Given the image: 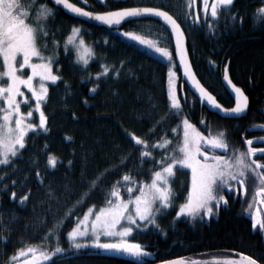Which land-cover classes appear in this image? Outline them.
I'll list each match as a JSON object with an SVG mask.
<instances>
[{
    "label": "trees",
    "instance_id": "1",
    "mask_svg": "<svg viewBox=\"0 0 264 264\" xmlns=\"http://www.w3.org/2000/svg\"><path fill=\"white\" fill-rule=\"evenodd\" d=\"M41 2L44 0H36ZM72 2L94 12L130 6L160 7L168 11L186 35L190 61L200 82L223 107L231 108L233 99L222 84L227 65L232 82L249 99V111L242 119H223L201 107L181 79L170 34L159 21H130L120 29L140 32L160 46L168 47L171 61L160 60L128 42L119 29L93 26L56 8L47 25V48L42 47L45 56H54L53 71L61 77L50 85L47 101L42 106L48 132L30 130L24 149L13 161L15 168L0 166V172L6 173L0 183V264H11L10 257L18 249L51 248L57 237L67 249V231L90 205L96 208L103 205L104 193L113 182L126 172L137 181L150 180L154 160L146 158L140 165V149L133 146L127 132L147 139L149 145L161 137L176 145L182 139L181 120L186 116L205 136L223 130L228 149H243L245 139L264 136V128L259 127L264 125V22L255 18L264 0H234L229 12H221L215 20L207 17L214 25L213 30H209L203 17L200 23H193V18L186 19L187 12L193 14L192 7L186 6L187 0ZM48 3L51 4L49 0ZM230 12L236 13L235 19L230 17ZM73 25H79L80 35L94 53L87 65L77 64L71 48L67 52L64 49ZM53 40L59 42L58 48L53 46ZM101 65L109 66V73L97 78L95 73L102 72ZM169 68L176 75L181 104L179 117L169 107ZM114 71L118 74L114 75ZM94 84L95 91H89ZM173 128H178V132H172ZM65 136L72 139L66 140ZM258 147L264 148V145ZM149 150L155 158H160L164 151ZM49 152L59 157L55 167L46 166ZM216 153L227 155L228 152ZM125 155L127 160L120 163ZM253 157L264 161L262 153ZM37 168L42 183L35 176ZM98 173L104 174L96 188L89 190V182ZM175 173L171 180L172 202L168 209L156 215L159 228L153 225L129 238L143 245L150 255L137 258L81 249L65 258L54 259L52 264H156L177 257L189 259L204 254L241 252L264 264V234L252 227L251 218L245 212L248 185L253 182L250 179L246 182L244 195L225 189L223 195L228 203L221 202L219 210L208 219L188 220L177 217L176 211L186 197L191 176L185 169H177ZM12 180L16 181L15 186ZM119 187L122 198L127 199L123 185ZM29 189V198L20 203L19 196ZM13 190L17 193L15 198L10 196ZM138 191V187L134 188L133 195ZM82 193H87L86 198L73 207ZM49 228L54 233H49Z\"/></svg>",
    "mask_w": 264,
    "mask_h": 264
},
{
    "label": "snow or ice",
    "instance_id": "2",
    "mask_svg": "<svg viewBox=\"0 0 264 264\" xmlns=\"http://www.w3.org/2000/svg\"><path fill=\"white\" fill-rule=\"evenodd\" d=\"M84 3L86 4L87 0H84ZM195 3L196 0H187L186 6L191 8ZM232 3L233 0H202L206 14L205 21L209 30H213L214 25L208 20L207 13L210 11V17L215 20L221 12H229ZM55 6H62L78 16L94 19L110 26L120 25L125 18L141 20L147 19L149 15L161 18L171 27V34L175 37V53L180 58L181 64L185 65V72L200 93L201 99L206 96L210 105L221 107L225 112L240 113L247 107L248 97L229 79L227 65H225L224 80L235 93V105L232 108L223 109L217 104L212 94L200 84L195 74L190 71V65L187 64V50L184 47V32L181 25L163 8L130 6L94 12L79 6L72 0H52L51 4L48 0L41 3H36V0H0V166L15 168L13 161L24 149L26 136L30 130L48 132L47 116L42 109V105L48 98L46 82L55 83L61 77L53 71L54 56L51 54L45 56L42 47L47 48L49 36L47 25L49 19L56 13ZM185 16L186 19L193 18V23H198L200 20V16L193 17L192 12H187ZM230 17L235 19L236 13L230 12ZM255 18L264 22V3L257 9ZM80 31L79 25L72 26L64 41V49L67 52L71 48L75 53L77 64L87 65L94 53L80 35ZM119 31L124 37L146 46L171 61L172 53L169 48L160 46L156 40L137 31H124L123 29ZM52 43L54 47H59L58 41L53 40ZM123 63L121 61V64ZM101 68L102 72L95 73L97 78L109 73V66L101 65ZM21 70L26 71L27 74L25 75ZM113 74L117 75L118 71H114ZM172 75L174 73L169 68V76ZM34 78H36L35 82ZM95 88L94 84L89 91H95ZM24 89H27L31 95H26ZM33 98L35 102L31 103ZM168 100L169 107L173 110L172 114L179 117L181 104L172 79L168 80ZM22 104H31V106L27 111H22ZM33 110L39 113L38 124L30 122L29 118L33 116ZM181 124L183 126L182 139H179L176 145H172L166 137H161L149 145L147 139L134 132H127L126 135L133 146L140 149L138 153L140 165H143L146 158L154 160L155 167L154 170L150 169V180L147 183L143 180L137 181L129 173H124L119 180L113 182L110 189L105 191L104 203L98 210L96 205H90L84 211L83 216L76 218V222L66 233L69 242L67 249L59 243L57 237V242L51 248L30 246L18 249L10 260L15 261L18 257L31 253V257L25 261V264H38V262L52 264L54 259L65 258L89 246L102 252H123L137 258L150 255L143 245L127 237L134 229L147 228L150 224L159 228L156 215L163 209H167L173 199L170 180L175 174L174 166L191 169V182L184 201L178 206L177 217L183 214L191 218L197 216L203 218L214 214L219 210L221 202L228 203L223 191L227 189L230 193L238 192L239 195H244L245 185L249 179L256 184L254 196L264 198V161L252 158L254 153L264 154V148L252 147L253 140L258 139L264 142V136L245 139L244 143L247 148L243 151L233 148L229 156H211L209 152L203 151L204 144L210 145L213 149H224L226 152L228 150L229 145L223 130L215 135L209 132V135L205 136L186 116L181 120ZM259 127L264 128V125ZM172 132H178V128H173ZM65 139L71 140L72 138L65 136ZM169 147L171 151H168ZM149 148L162 149L164 150L163 155L155 158ZM201 154L202 158H200ZM126 160L127 155L120 163ZM58 162L59 157L51 152L47 153V167H55ZM68 164L71 166L72 161L69 160ZM106 171L108 170L105 169ZM103 174L98 173L89 182V190L96 188ZM5 176L6 173L0 172V183ZM35 176L41 183L43 182L38 168ZM11 184L15 186L16 181L12 180ZM121 184L128 194L127 199L122 198L119 187ZM137 187L139 191L133 195V189ZM4 188L6 189L7 185H4ZM30 191L29 189L19 196L20 203H24L29 198ZM49 191L51 192V189ZM10 196L15 198L16 191L13 190ZM86 196L87 193H82L81 199L73 207L81 203ZM260 202L264 203V199ZM252 203L253 201L250 200L249 208L245 211L251 209ZM122 221L127 222L126 226L122 225ZM251 221L253 228L259 225V228L264 231V219L258 220L256 212L251 213ZM48 232L54 233V229L49 228ZM70 249L74 250L73 253L69 252ZM239 255L243 258L242 261L225 258L224 264H258L252 256H245L243 252ZM212 260L218 261V258L214 256ZM160 264H187V262L184 257H177L173 260L161 261Z\"/></svg>",
    "mask_w": 264,
    "mask_h": 264
},
{
    "label": "water",
    "instance_id": "3",
    "mask_svg": "<svg viewBox=\"0 0 264 264\" xmlns=\"http://www.w3.org/2000/svg\"><path fill=\"white\" fill-rule=\"evenodd\" d=\"M49 2L52 3V0H49ZM55 7L61 9L65 14H67L68 16H70V17H72L74 19L83 21V22L88 23V24L93 25V26L104 27V28L109 29V30H112V29H116L117 30V29L122 28V26L124 24H126V23H128L130 21H136V19H133V18H125L124 21H121L120 25H112V26H110V25L103 24L102 22L96 21L94 19L78 16V15H76V14L70 12V11H67L62 6H55ZM147 19H153V20L159 21L168 30V32L170 34V37H171V40H172L174 57H175L177 68H178V70L180 72V75H181V79L186 84V86L189 88V90L194 94V96L198 99L201 107H205L209 112L217 114L218 116H220L221 118H224V119H241V118L245 117L248 114V111H249V99H248L247 107L244 109V111H242L240 113L225 112V111H223L221 109V107H213L212 105L209 104L206 96L203 99H201L200 93L196 90L195 85L193 84V82L191 80H189V78H188V76H187V74L185 72V65L181 64L180 58L175 53V37L171 34V27L169 25H167L161 18L149 15ZM141 20H143V19H141ZM181 29H182V27H181ZM184 47L187 50V58L186 59H187V64L190 65V71L192 73H194L195 74V78L197 80H199L197 75H196V73L194 72V69H193L191 61H190V57H189V53H188V49H187V39H186L185 33H184ZM227 72H228V68H227ZM228 76H229V73H228ZM229 79L231 80L230 76H229ZM199 82H200V80H199ZM200 84H202V83L200 82ZM222 84H223L224 88L226 89V91L228 92V94L230 95V97L233 99V102H234L233 106H234L235 105V93L232 90V88L228 85L227 81L224 80V74H223V77H222ZM204 88H206V87L204 86ZM212 96L215 98L217 104L222 106L217 101L216 97L214 95H212ZM222 108L223 109H230V108H225L223 106H222ZM257 144H264V142L259 141V142L253 143L252 146L253 145H257ZM239 254L240 253H232L231 256L217 257L218 261H213L212 257L211 258H205V259L199 258V259H193V260H185V261L187 262V264H224L225 258H230V259H235V260L242 261L243 258L240 257ZM245 256H247V255H245ZM156 264H160V263H156ZM258 264H260V263L258 262Z\"/></svg>",
    "mask_w": 264,
    "mask_h": 264
},
{
    "label": "rangeland",
    "instance_id": "4",
    "mask_svg": "<svg viewBox=\"0 0 264 264\" xmlns=\"http://www.w3.org/2000/svg\"><path fill=\"white\" fill-rule=\"evenodd\" d=\"M234 1V0H233ZM192 11H193V17H195L196 15H199L200 16V20H199V22L198 23H200V21H201V17H203V18H205V11H204V9H203V5H202V0H196V3L194 4V5H192ZM207 17H210V11L207 13ZM211 18V17H210ZM120 33V35L124 38V39H126L128 42H131V43H133V44H135V45H137L139 48H141V49H143V50H145V51H147L148 53H150L151 55H153V56H155V57H157V58H159L160 60H163V61H169V60H167V59H165V58H163V57H161V55H159V54H157V53H155L154 51H152V50H150L149 48H147L146 46H142V45H140V44H138V43H136V42H134V41H132V40H130V39H128V38H126V37H124L123 35H122V33H121V31L119 32ZM34 60L36 59V58H33ZM81 65V64H80ZM21 71H24V70H21ZM28 71H30V69L28 70ZM172 71H173V69H172ZM24 74L26 75L27 74V72L26 71H24ZM35 79L36 78H34V82H35ZM169 79H172V81H173V83H174V85H175V92H176V95H179L178 93H179V91H178V85H177V80H176V75H175V72H174V75H172L171 77L169 76ZM47 84H48V89H49V87H50V85L51 84H53V82H51V81H48V82H46ZM23 87V86H22ZM24 91H25V94L26 95H28V96H30L31 94H30V92H28L27 91V89H24ZM178 98H179V96H178ZM18 99H20V97H18ZM179 100H180V98H179ZM35 101H34V98L32 99V101H31V103H34ZM31 106V104H28V105H24V104H22V106H21V110L22 111H27L28 110V107H30ZM43 106V105H42ZM42 109H43V107H42ZM30 119V122H32V123H36V124H38L39 123V113H37V112H35V110H33V116L31 117V118H29ZM202 148H203V151H207V152H209V154L211 155V156H216V155H219V156H229V155H231L232 154V149L233 148H230V149H228L227 150V155L226 154H217L216 153V155H215V152H217V151H221V152H226L224 149H218V148H216V149H213L210 145H207V144H204L203 146H202ZM241 151H243V150H245V147L243 148V149H240ZM256 153H254L253 154V156L255 155ZM200 158H202V154H201V157ZM253 159H254V157H253ZM175 167V172H176V170L177 169H185V170H187V171H189V173H190V176H191V169H189V168H187V167H181V166H174ZM176 174V173H175ZM174 174V175H175ZM174 177V176H173ZM172 177V178H173ZM172 178H171V180H172ZM171 180H170V184H171ZM190 182H191V177H190V180H189V185H190ZM237 187H238V185H237ZM255 187H256V184L255 183H253L252 185H248V188H250V189H248V192H247V195H246V197H245V201H244V203H245V209H247V208H249V201L251 200V201H253V203H252V206H251V209L249 210V211H245L247 214H248V216L251 218V213L252 212H256L257 213V218H258V220H261V219H264V203H261L260 201H261V199H264V198H262V197H255L254 196V189H255ZM224 192V191H223ZM131 207V206H130ZM169 208V207H168ZM167 208V209H168ZM97 210H98V208H97ZM163 212V210L161 211V212H159V213H157V214H160V213H162ZM211 215H213V214H211ZM210 215V216H211ZM180 217V216H179ZM181 217H183V218H186V219H188V220H194V219H196V218H201V217H199V216H197V217H195V218H191V217H188V216H185V215H181ZM203 218H205V219H208L209 218V216L208 217H203ZM126 221H122V225H125L126 226ZM151 226H153V225H149L147 228H136V229H134V231L132 232V233H130L129 235H128V239L136 232V231H147ZM257 229H260L259 228V225H257V227H256ZM261 230V229H260ZM262 231V230H261ZM263 232V234H264V231H262ZM103 238V237H102ZM31 247H39V246H31ZM25 249V248H24ZM86 249H91V250H98V249H94V248H91L90 246L88 247V248H86ZM98 251H100V250H98ZM101 253H111V254H114V255H128V254H126V253H123V252H115V251H112V252H102V251H100ZM220 254H222V253H219V255ZM31 253H26L25 255H22V256H20V257H18L15 261H13L12 260V263L11 264H25V261L26 260H28L30 257H31ZM130 256V255H129ZM46 262H38V264H45Z\"/></svg>",
    "mask_w": 264,
    "mask_h": 264
},
{
    "label": "bare ground",
    "instance_id": "5",
    "mask_svg": "<svg viewBox=\"0 0 264 264\" xmlns=\"http://www.w3.org/2000/svg\"><path fill=\"white\" fill-rule=\"evenodd\" d=\"M175 58V57H174ZM175 63H176V61H175ZM247 116V115H246ZM245 116V117H246ZM244 118V117H243ZM224 119V118H223ZM242 119V118H241ZM256 142H259V140H256V141H254L253 143H256ZM258 146H260V145H253L252 147H256V148H259ZM244 147H245V149L247 148V146L244 144ZM260 230V229H259ZM173 243V245H174V243L175 242H172ZM232 255V253L231 254H229V255H225V253H222V254H220L219 255V253H213V254H211V255H203V256H201V255H199L198 256V258H189V259H185V260H193V259H199V258H202V259H205V258H211V257H226V256H231ZM173 260V259H172Z\"/></svg>",
    "mask_w": 264,
    "mask_h": 264
},
{
    "label": "flooded vegetation",
    "instance_id": "6",
    "mask_svg": "<svg viewBox=\"0 0 264 264\" xmlns=\"http://www.w3.org/2000/svg\"><path fill=\"white\" fill-rule=\"evenodd\" d=\"M260 141V140H259ZM258 145H264V144H258Z\"/></svg>",
    "mask_w": 264,
    "mask_h": 264
}]
</instances>
